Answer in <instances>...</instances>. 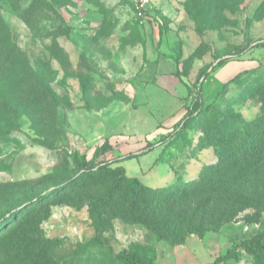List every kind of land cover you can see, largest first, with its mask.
Returning a JSON list of instances; mask_svg holds the SVG:
<instances>
[{
	"label": "rangeland",
	"instance_id": "obj_1",
	"mask_svg": "<svg viewBox=\"0 0 264 264\" xmlns=\"http://www.w3.org/2000/svg\"><path fill=\"white\" fill-rule=\"evenodd\" d=\"M151 18L137 20L130 0H0V216L68 187L34 235L51 241L40 264H122L120 251L136 252L142 264H207L264 233V169L252 187L226 191L235 203L230 221L177 244L128 212L123 181L83 177L82 159L107 140L108 159L136 156L118 164L125 176L169 189L191 182L217 163L212 123L231 128L260 115L264 66L229 81L190 125L180 123L201 95V71L264 41V0H162ZM153 85L175 100L144 136L129 134V124L158 110L147 105ZM162 141L161 154L139 156ZM111 185L122 208L98 204L93 214L90 205ZM24 253L23 244L0 243V264H26ZM237 254L229 264H264L251 252Z\"/></svg>",
	"mask_w": 264,
	"mask_h": 264
},
{
	"label": "trees",
	"instance_id": "obj_2",
	"mask_svg": "<svg viewBox=\"0 0 264 264\" xmlns=\"http://www.w3.org/2000/svg\"><path fill=\"white\" fill-rule=\"evenodd\" d=\"M253 48H261L264 52V41L255 43ZM242 52L243 50L239 53L243 54L246 51ZM224 62L226 61L219 60L213 68ZM261 67L239 73L229 81L243 75L253 73L256 75ZM208 73L201 71L198 79L205 78ZM256 93L262 100L261 112L257 118L249 122L232 120L236 124L231 128L223 123L218 126L212 123L209 141L216 150L217 163L205 167L191 182L178 184L169 189L150 187L135 176L127 177L124 168L118 164L136 156L127 155L108 159L107 156L113 153L114 147L107 140L95 148L91 160L82 159L80 167L84 173L83 177L120 179L116 180L117 185L123 181L126 185L121 195L123 205L128 206L129 213L135 214L133 217L141 220L154 233L160 235V240H170L172 244L174 242L177 244L188 235H203L211 227H219L231 220L233 212L230 211L233 210L235 203L225 198L226 191L236 192L242 191V186L252 187L251 178L255 176L256 180L264 169V79L258 81ZM217 96L214 101L203 106L201 95H195L180 120L181 125H190L196 118L210 110ZM164 143L165 141L147 144L139 156L147 154ZM112 165L115 166L112 167ZM67 188L62 187L49 194H40L37 201H28L24 206L22 205L24 209L21 211L14 210L2 214L0 216V243L9 250L23 244L26 251L23 259L26 264H40L48 258L43 251L49 249L51 241L35 239L34 235L39 232L42 222L49 218L51 207L58 204L57 196L65 192ZM113 192L114 185H111L105 192V199L94 201L90 205L91 212L96 214L98 204L109 205L114 209L116 207L118 210L122 208L123 205L117 207L118 203L113 201ZM100 234L97 232L95 238H98ZM262 239H264V233L244 239L207 264H229L230 259L239 258L237 252L240 249L256 254L264 260ZM116 256L122 264H142L139 255L133 251H120Z\"/></svg>",
	"mask_w": 264,
	"mask_h": 264
},
{
	"label": "crops",
	"instance_id": "obj_3",
	"mask_svg": "<svg viewBox=\"0 0 264 264\" xmlns=\"http://www.w3.org/2000/svg\"><path fill=\"white\" fill-rule=\"evenodd\" d=\"M218 61L219 60L214 63L210 62L211 64L209 63L210 66L206 69V72L209 73L201 80V100L203 106L214 101L222 87L235 75L247 70L264 66V52L261 48H255L249 52H246L236 60L226 61L213 68V66H215ZM199 73L200 71L198 70L196 74L198 75ZM149 91L147 105L150 107L155 106V108L158 110L156 113L150 114L149 117L139 120V124H129L127 126V131L129 134L144 136L147 131H149V127H152L154 123L156 124L158 121L164 119L163 117H160L161 113L159 110L166 109L168 101L174 99L172 96L166 94L163 90V87L160 85H153ZM152 151H155L157 152L156 154H158L160 149L157 147ZM136 162L138 164V161Z\"/></svg>",
	"mask_w": 264,
	"mask_h": 264
},
{
	"label": "built area",
	"instance_id": "obj_4",
	"mask_svg": "<svg viewBox=\"0 0 264 264\" xmlns=\"http://www.w3.org/2000/svg\"><path fill=\"white\" fill-rule=\"evenodd\" d=\"M134 15L141 23L152 21L151 14L159 9L162 0H130Z\"/></svg>",
	"mask_w": 264,
	"mask_h": 264
}]
</instances>
